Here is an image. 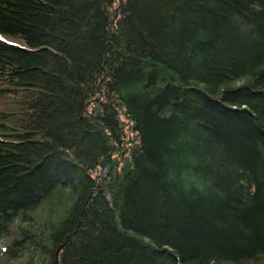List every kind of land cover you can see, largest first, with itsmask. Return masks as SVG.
Here are the masks:
<instances>
[{
	"label": "trees",
	"instance_id": "trees-1",
	"mask_svg": "<svg viewBox=\"0 0 264 264\" xmlns=\"http://www.w3.org/2000/svg\"><path fill=\"white\" fill-rule=\"evenodd\" d=\"M0 238L264 264V0H0Z\"/></svg>",
	"mask_w": 264,
	"mask_h": 264
},
{
	"label": "rangeland",
	"instance_id": "rangeland-1",
	"mask_svg": "<svg viewBox=\"0 0 264 264\" xmlns=\"http://www.w3.org/2000/svg\"><path fill=\"white\" fill-rule=\"evenodd\" d=\"M15 42L19 43L18 40H14ZM5 251V244H4V240L0 238V258L2 257V255L4 254Z\"/></svg>",
	"mask_w": 264,
	"mask_h": 264
},
{
	"label": "water",
	"instance_id": "water-1",
	"mask_svg": "<svg viewBox=\"0 0 264 264\" xmlns=\"http://www.w3.org/2000/svg\"><path fill=\"white\" fill-rule=\"evenodd\" d=\"M58 253H59V249L56 251L55 259H54V263L53 264H59Z\"/></svg>",
	"mask_w": 264,
	"mask_h": 264
}]
</instances>
